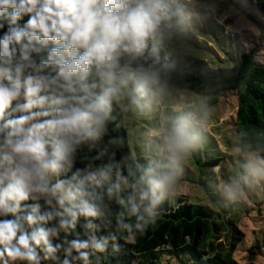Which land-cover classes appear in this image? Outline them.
Returning a JSON list of instances; mask_svg holds the SVG:
<instances>
[{
  "label": "clouds",
  "instance_id": "obj_1",
  "mask_svg": "<svg viewBox=\"0 0 264 264\" xmlns=\"http://www.w3.org/2000/svg\"><path fill=\"white\" fill-rule=\"evenodd\" d=\"M199 5L200 0H0V132L5 133L0 148L8 149L0 155V184L7 181L0 187V209L15 211L29 189L45 192V172L60 167L73 143L103 131L119 102L141 116L166 102L168 79L176 73L175 46L203 21ZM205 118L206 110L195 107L177 106L166 113L147 166H136L138 178L129 168L147 214H153L163 192L175 183L178 163L196 147ZM243 167L246 172L224 187L229 200L244 194L250 177L264 180V156ZM99 174L106 177L105 171ZM84 195L91 193L78 186L61 203ZM81 205L86 215L97 214L84 201ZM137 210L134 205L128 214ZM26 219L33 222L32 216ZM18 231L15 221L0 219V259L31 264L35 256L29 239L53 251L47 236L54 229H40L31 237ZM72 246L86 248L87 242ZM94 247L102 251L104 244ZM80 255L88 264L87 254Z\"/></svg>",
  "mask_w": 264,
  "mask_h": 264
},
{
  "label": "trees",
  "instance_id": "obj_2",
  "mask_svg": "<svg viewBox=\"0 0 264 264\" xmlns=\"http://www.w3.org/2000/svg\"><path fill=\"white\" fill-rule=\"evenodd\" d=\"M255 2L264 11V0ZM184 39L196 42L187 35ZM174 59L176 73L169 77L168 84L196 91L207 104L216 103L225 91L235 92L237 107L233 125L239 153L255 152L264 156V64L255 58L254 51H243L236 60L223 64L213 61L210 64L204 57L185 52H175ZM23 102L21 99L20 103ZM16 103L13 101V105ZM158 124L154 129L159 128ZM4 137L5 133L0 132V145ZM82 138L84 146L74 160L62 159L56 171L45 172V192L34 193L29 189L27 198L19 202L15 211L0 209V219L18 224V235L23 232L31 237L40 229L55 230V234L49 231L47 236L52 252L43 242L36 244L29 239L35 256L31 264H64L65 260L68 264H84L81 253L87 254L88 264H243L233 257L243 237L239 227L242 208L236 213L227 207L226 203L231 205V200L224 191L231 176L239 179L243 174L242 164L238 168L240 173L238 170L230 173L229 167L222 164L224 153L205 157L201 161L214 171L213 182L209 187L199 175L198 184L210 204L190 201L184 195L174 196L167 189L149 215L132 187L134 177L129 175V168L138 178L141 169L136 166H147L152 156L134 155L131 151L122 108H113L103 131ZM225 142L229 149L231 141ZM6 151L7 148H0V155ZM101 171H105V178H101ZM93 174L95 179H90ZM219 182L224 185H217ZM58 184L60 188L56 187ZM78 186L91 195L77 196L71 201L63 199L61 203L66 192L75 191ZM81 201L93 207L97 214L81 212ZM134 205L138 206L137 213L130 216L128 213ZM8 207L12 209V201H8ZM72 212L76 213L75 217ZM45 213H54L53 218L37 219ZM28 216L33 217L32 223H28ZM137 216L142 219L138 220ZM124 224L130 227L124 228ZM73 242H87V247L76 249ZM96 242L104 244L102 251L94 247ZM5 262L30 264L26 260L0 259V264Z\"/></svg>",
  "mask_w": 264,
  "mask_h": 264
},
{
  "label": "rangeland",
  "instance_id": "obj_3",
  "mask_svg": "<svg viewBox=\"0 0 264 264\" xmlns=\"http://www.w3.org/2000/svg\"><path fill=\"white\" fill-rule=\"evenodd\" d=\"M199 7L203 13V21L187 34L196 42L183 38L175 46V52L204 57L210 64L211 61L223 64L236 60L241 52L252 49L255 58L264 64V11L255 0H200ZM168 85L170 87L166 102L151 114L141 116L125 111L123 102H119L131 151L134 155L140 153L152 156V141L158 135V129H154V126L161 120V124H158L160 127L164 123L165 114L173 112L177 106L206 110L204 125L198 132L197 145L185 160L178 163L177 179L169 189L174 196L184 195L190 201L210 204L198 184V176H203V182L210 187L214 171L201 160L222 152V164L229 167L230 173H235L242 164L244 174L246 169L243 165L255 161L261 155L255 152L239 153L233 125L237 107L234 91H225L216 103L207 104L202 95L190 88ZM201 131H208L210 135ZM226 139L231 141L229 149L226 147ZM84 143L83 138L73 143L63 159L74 160ZM237 173H240L239 170ZM231 177L233 179L234 175ZM217 185L224 183L219 182ZM243 187V195L231 200V205L226 203L236 213L242 208L239 227L243 231V237L237 244L233 257L243 264H264V180L250 177Z\"/></svg>",
  "mask_w": 264,
  "mask_h": 264
}]
</instances>
